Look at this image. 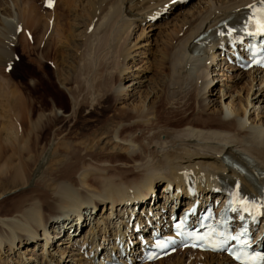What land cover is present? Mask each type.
Listing matches in <instances>:
<instances>
[{
  "label": "bare ground",
  "instance_id": "obj_1",
  "mask_svg": "<svg viewBox=\"0 0 264 264\" xmlns=\"http://www.w3.org/2000/svg\"><path fill=\"white\" fill-rule=\"evenodd\" d=\"M54 1L53 10L62 4L60 16L55 12L56 15L39 18L31 9L24 8L20 11L23 21L20 12H9L10 16L0 20L1 68L14 58L18 48L17 32L22 25L25 34L29 27L33 28L36 48H24L23 58L14 62L17 69L14 73L23 84L28 79H34L32 87L39 98L36 103L0 80V113L5 114L0 117L3 120L7 116H13V121L16 119L12 124L8 122L7 125L11 126H7L9 129L5 136L4 128H0V160L6 158L10 143L19 144V134L24 129H29L31 133L39 132L48 130L56 122L57 115L46 117L42 113L48 107L47 97L52 98L55 108L66 107L65 94L56 91V96H53L55 87L46 85L43 82L45 77H38L39 73L35 71L37 62L44 66L55 64L53 67L56 69L60 65L59 60L65 65H62L61 74L57 73L56 76L60 89L66 90L71 97L73 113L84 108L85 104L94 110L101 99L108 95L118 102L131 101L130 110L125 114L136 118L130 122V126L143 128L144 144L137 148L131 141L115 142L114 149L123 150L122 145L126 144L135 153L131 154L125 171L114 170L113 166L107 165H100V168L83 167L79 172L72 167L65 178L50 179L51 182L44 181L39 186L37 183L34 192L23 193L6 206H0V254L10 260L7 262L0 258V264H91L80 254V248L87 243L93 245L97 241L113 239L116 230L124 227L128 212L140 216L144 210L148 219L155 220L158 216L163 217L160 211L166 208V204L177 210L182 204L176 200L180 195L178 191L181 189L187 199L190 197L189 186L196 187L209 197L222 184L235 180L249 195H260V191L264 190V72H242L226 66L224 58L218 61L224 47V36L203 51L195 50L194 41L210 30L213 35L216 34L219 23L240 16L261 0H188L183 4H179L178 0ZM68 15H72L76 21L75 24L71 22L72 27L63 23ZM24 16H27L26 19ZM51 25L58 35L56 44H50L47 37ZM138 28L142 32L133 41V33ZM11 35L15 38H11ZM159 45L161 61H155L165 63V68L169 70L168 74L158 76L160 82H154L150 77H145V65L148 64L144 63V59L148 53L150 55L151 47L157 48ZM65 49L66 52L74 50V58ZM53 53L54 57H47ZM24 58H27L26 62ZM142 62L143 66L137 67ZM216 65L215 75L226 76L233 84L245 80L244 86L237 92L239 97L224 90L217 96L216 85H211L217 79L210 78ZM163 87L167 97L163 94ZM244 91L246 95L242 97ZM193 93L192 98H197L196 110L190 118L185 115L178 124L170 120L169 113L165 115L164 122L156 118L155 112L161 100L166 102L167 109L176 105L184 107L190 100L187 97ZM136 95L142 101L136 102ZM155 96L156 101L148 104L147 101ZM163 96L166 98L163 99ZM38 112V118L33 122L32 115ZM18 130L21 131L18 133ZM54 136L56 139L59 137L57 134ZM104 143L106 146L107 141ZM225 155L246 161L250 171L261 180H256L253 185L245 177L235 178L238 174L223 163ZM12 172L11 165L5 163L0 168V181L8 179ZM159 185L164 187L166 197L161 196L164 202L161 199L158 203L159 191L156 193V188ZM176 186L177 192L174 191ZM132 203L131 208L123 209L122 205ZM161 203H164L163 207H160ZM105 204H109V215L104 217L105 214L98 215V210L100 206L107 210ZM87 215L91 217L86 221ZM116 220H119V225L115 227ZM86 223L88 228L84 244L76 247L77 232L80 229L82 232ZM132 229L135 232L136 227ZM74 234L77 236L72 238ZM42 240L45 250L40 254L36 251ZM17 251L21 252L17 254ZM13 254L15 258L10 259ZM173 256L167 258L169 264H232L224 255L191 250ZM165 262L166 259H163L157 263Z\"/></svg>",
  "mask_w": 264,
  "mask_h": 264
},
{
  "label": "rangeland",
  "instance_id": "obj_2",
  "mask_svg": "<svg viewBox=\"0 0 264 264\" xmlns=\"http://www.w3.org/2000/svg\"><path fill=\"white\" fill-rule=\"evenodd\" d=\"M43 2H44V0H1L0 1V20H2V18L10 16V13L11 14H17L24 8L31 9L35 14H37V16L39 18L47 17L45 15L52 16V15L57 14V16H60L62 4H61V6L58 4L57 8L55 10H53V9H47V7H45V3H43ZM58 9H60V10H58ZM6 10L8 12H6ZM55 12H56V14H55ZM5 13H7V14L5 15ZM20 13H21V19L23 21V18H22L23 13L22 12H20ZM63 13H64V11H63ZM24 17L26 19L27 16H24ZM71 22L74 24L76 22L72 15L66 16L64 21H63V23L65 25L68 24V26H69V24H70V26L72 27ZM1 27H2V25H1V21H0V28ZM52 27H53V25H51L49 32H47V37L51 41L50 44H54V42L56 44V42H57L56 40L58 38L57 37L58 35L56 32H53L54 27L53 28ZM22 28H23V25H22ZM27 32L31 33L29 37H27V35H25L24 32H17L19 35L17 38L18 48L16 49V53L14 54V58L12 57V60L8 61V65H7L8 67L7 66H5V67L2 66V68L0 67V69H1L0 70V80L5 82L6 85L10 86L11 88L13 87V88L17 89L18 92L20 91V93L26 94V96H29L30 100L35 101L37 103L39 101V98L37 97L38 95L34 93V90L32 87V85L34 83V81H33L34 79L33 80L28 79L27 82H24V84L26 83L24 85L22 83V81H18L20 79H18L16 73H14V71L17 72L16 66L14 67V65H15L14 62L17 63L19 61L20 57L23 58L22 53H23L24 48L25 49L29 48V50L30 49L34 50V48H36L35 44H37V43H36V39L35 38L33 39V37H34L33 36V28L31 29L29 27ZM90 32H91V30H89V33ZM141 32H142V29H140V28L136 29L135 32L133 33V39L132 40L135 41L137 39V37H139ZM54 34H56L55 35L56 38H55ZM160 34H161V32H160ZM11 36H12L11 38H15V36H13V35H11ZM161 37H165V36H161ZM23 39H25L26 41H23ZM159 42H160V39H159ZM24 43L27 45H25ZM28 44H29V46H28ZM53 47L55 50L56 47L55 46H53ZM157 48L151 47L152 50L150 51L151 52L150 55L148 53L147 54L148 57L144 59V63L146 62V64H148V65H145V67L147 68L146 69L147 74L145 75V77H150L154 82L155 81L160 82L161 80L157 79L158 76L159 75L164 76V74L165 75L168 74L167 72L169 70L168 68H165L166 67L165 63L163 65V64L155 61V59L156 60L158 59V61H161V58L159 57L160 53H161L160 45L157 46ZM71 51L66 52V49H65V52L70 53L71 54L70 57L74 58V56H75L74 50H71ZM155 52H157V54H154ZM39 54H41V53H39ZM49 55L51 57L50 56H47V57H49V58L54 57V53H53V55L52 54H49ZM152 55H153V57H152ZM156 55H157V57H156ZM31 57H34V56H31ZM31 59H33V58H31ZM35 59L36 58L34 57V60ZM26 60H27V58H24V62H26ZM218 61L221 62L222 60L219 59ZM35 62H37V61L35 60ZM59 63H60L59 66H57V64H56V66H57V69H56V67L55 68L53 67V66H55V64L52 66L51 65H45L44 66L42 63L37 62L36 63L37 66L35 67V71H36V73H39L38 77L43 76V77H41L43 79L45 77L43 82H45L46 85L50 84V86H51V84H52V86L55 87V91L53 90V92H52L53 96L54 95L56 96V91H58L60 93L62 92L65 94V100H66L65 105H66V107L62 108V107L58 106L59 108H55L54 104L52 102V98L50 99V97H47L48 99L46 102L48 104V107L42 113H44L46 115V117L50 116L51 114L57 115L58 119L56 120V122L48 130L43 129L39 132L34 131L31 133V131L29 129L27 131H26V129H24L23 130L24 132L22 131V133L19 134L20 139H21V140L18 139L20 141V142H18L19 144L17 145V144H11L10 143L11 145L10 144L8 145V154H7L6 158H4L3 160H0V168L5 163H9L11 165V168L13 169V172L10 173L12 175L9 176L8 179H3L0 181V206H2V205L6 206L8 204V202L10 203V201L12 202V201L16 200V198L23 193L34 192L33 191L34 185H36L37 183H38L37 185L39 186L44 181L51 182L50 179L65 178V176L67 175V173L70 171V169L72 167H74L76 169V171L79 172L83 167L100 168V165H107V166H113L114 170L125 171L126 170L125 165L130 163L131 154L134 155L135 153H133L132 149H130L128 147V145H126V144L122 145L123 150L114 149L113 146L116 145L115 142L116 141L122 142V140H125L128 142L131 141L134 145H136L137 148L140 145L144 144L145 134L142 132L143 128L138 127V126L137 127L136 126H130L129 125L130 122L134 121L136 118L132 119L134 117L133 115L127 116V114H125V112L130 110V107H131L130 104H132L131 101H129V102H127V101L118 102L115 100L116 98H113L112 96L108 95V97H103V99H101L100 104L96 105L94 107L95 108L94 110H92L91 108L89 109L88 104H85L84 108H82L79 111H76V113H73V110H72L73 104H72L71 97H69V94H68V92H66V90L60 89L59 80H58V77L56 76L57 73L59 75L61 74L60 72H62L61 70L65 66L64 64H62L60 62V60H59L58 64ZM138 64L139 65L137 67L143 66V62L138 63ZM217 64L219 65L220 63H217ZM38 65H39V67L41 65V67H43V68L40 67L41 69H39ZM62 65H64V66H62ZM46 66H48V67H46ZM50 66L53 68H51ZM13 67H14V69H13ZM160 67H161V69H160ZM7 69H8V71H7ZM58 70H60V71H58ZM76 70H77V68H76ZM141 70H143V68H141ZM215 70H217V65H216V69H212L213 73H212V76H210V78L216 77V79H217L216 82H214V83L211 82L212 86L216 85L215 90L219 93L217 96L219 97L221 94V91L224 90L226 93L229 92V94L230 93L232 95L235 94V96L239 97L237 92L240 88H242V86H244L245 80L243 81V83L238 82V83L233 84L231 81L230 82L228 81V78L226 76L219 77V76L215 75V72H214ZM41 71H42V75H40ZM43 72L45 74H43ZM13 75H15V76H13ZM44 75H46V76H44ZM225 75H227V73H225ZM116 76L118 77V75H116ZM47 77H49L50 79H48ZM31 80L33 82H31ZM212 80L213 79H211V81ZM48 81L49 82L51 81V82L48 83ZM21 84H23V85H21ZM163 86H164V84H163ZM28 90H29V93H28ZM143 90H145V88ZM160 93H161V91H160ZM165 93L166 92H165V88H164L163 94L167 97V93L166 94ZM193 95H194V93L187 97L190 100L193 99V101L191 100L192 102L190 100H188L185 103L186 105H188L187 107H185L186 105L184 107H183V105L182 106L178 105L180 107L179 108L175 104L176 106L174 105L175 106V107L173 106L174 108L171 107L173 110H171V108H169V109L166 108V106H165L166 104H164L165 101L163 100V102H162V100H161L162 98L163 99L166 98L165 96H163L162 98H160L161 103L158 104L157 111L155 112L156 118L159 121L164 122L166 120L164 118L165 115L169 113L170 114V116H169L170 120H173L174 124H178V122L182 121V119L185 115H187L190 118L192 116L191 114H193V112L196 110L195 109V107H196L195 102L197 101V98L195 96H194V98H192ZM245 95H246V92L244 91L242 93V97H245ZM139 100L142 101L141 98L139 99V96L136 95V102H139ZM155 101H156V96H155V98L152 97L151 99H149L147 101V103L151 104ZM0 104H1V101H0ZM194 104H195V106H194ZM177 107H178V109H177ZM52 109L54 110V113H52L53 112ZM171 112H172V114H171ZM39 113L40 112L32 115L31 120L33 122L37 120ZM120 113H121V115H120ZM0 114H1L0 116L5 115L3 113H0ZM163 114H164V116H162ZM5 118L6 119L3 120V118L0 117V128L1 127H2V129L4 128L3 129V135L4 136H5V134H7L6 130L9 129L8 127L11 126V125L8 126L7 124H9V123L12 124V122L16 121V119H14L15 121H13V116H12V118H11V116H9V117L7 116ZM23 118H25V115H23ZM45 119H44V121H45ZM162 124L164 125V123H162ZM123 125L127 126V127H121ZM17 129H18V127H17ZM19 131H21V130H18V133H19ZM139 132H141V133H139ZM55 134H57L60 137V139H58L59 137L56 139V137L54 136ZM116 134H117V137L115 139ZM26 138H27V140H25ZM106 141H107V145L105 146L106 143H104V142H106ZM81 144H83V146H81ZM103 146H104V148H103ZM18 147H20V148L18 149ZM135 152H137V150ZM91 174H89V175H91ZM163 189H164V187H162L161 185H159L156 188V193L159 191L157 193V195L159 197L158 203L160 202L161 199H163V198H161V196H163L164 198L166 197L165 194H163ZM162 204H164V203H161V205ZM104 206L106 207L107 210L102 208L103 206H100L99 210H98V215L103 216L105 214L104 215V217H105V216L109 215V207H108L109 204L108 205L105 204ZM89 217H91V216H88V215L86 216V221L89 220ZM60 221H61V219L59 220V222ZM114 223H115V221H114ZM118 225H119V220H116V223L114 224V226L116 227ZM84 226H85L84 229L82 230L81 234L78 235V237L82 236L84 233L86 235V233H87L86 230L88 228L87 223ZM115 227H114V229H115ZM75 235L77 236V234H74L71 237L74 238V237H76ZM85 235H84L83 239H81V238L78 239V244H80V243H81V245L84 244ZM76 239H77V237H76ZM39 242H40V245L38 246V248H37L38 251H36V252L41 254L43 252V250H45L43 248L44 247V245H43L44 241L42 240ZM74 242H76V241H74ZM50 247H53V246H50ZM76 247H78V246H76ZM6 250H7V248H6ZM21 251H17L16 253L19 254ZM6 254L8 255V253H6ZM189 255L190 254H187V256H189ZM173 257H175V255ZM0 258H2V259L4 258V260H6L7 262H10V260L9 261L7 260L8 258L5 255L0 254ZM12 258H15L14 254L10 256V259H12ZM167 260L168 259H166V262L164 264H169ZM156 264H159V263H156Z\"/></svg>",
  "mask_w": 264,
  "mask_h": 264
},
{
  "label": "snow or ice",
  "instance_id": "obj_3",
  "mask_svg": "<svg viewBox=\"0 0 264 264\" xmlns=\"http://www.w3.org/2000/svg\"><path fill=\"white\" fill-rule=\"evenodd\" d=\"M260 31L264 32V10H262V20H261V24H260ZM232 239H237L236 237H233ZM236 259H240V257H236ZM261 260H264V257H260ZM241 264H245L244 261H241Z\"/></svg>",
  "mask_w": 264,
  "mask_h": 264
}]
</instances>
